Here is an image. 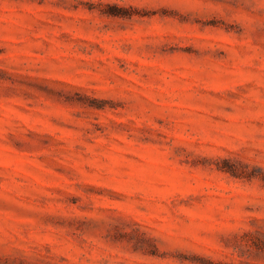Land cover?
<instances>
[{
    "label": "rangeland",
    "instance_id": "1",
    "mask_svg": "<svg viewBox=\"0 0 264 264\" xmlns=\"http://www.w3.org/2000/svg\"><path fill=\"white\" fill-rule=\"evenodd\" d=\"M0 264H264V0H0Z\"/></svg>",
    "mask_w": 264,
    "mask_h": 264
}]
</instances>
